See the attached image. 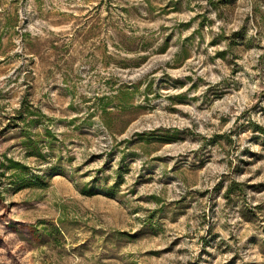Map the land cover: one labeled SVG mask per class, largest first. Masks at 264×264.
Segmentation results:
<instances>
[{
    "label": "rangeland",
    "instance_id": "374dc122",
    "mask_svg": "<svg viewBox=\"0 0 264 264\" xmlns=\"http://www.w3.org/2000/svg\"><path fill=\"white\" fill-rule=\"evenodd\" d=\"M0 264H264V0H0Z\"/></svg>",
    "mask_w": 264,
    "mask_h": 264
},
{
    "label": "trees",
    "instance_id": "16d2710c",
    "mask_svg": "<svg viewBox=\"0 0 264 264\" xmlns=\"http://www.w3.org/2000/svg\"><path fill=\"white\" fill-rule=\"evenodd\" d=\"M103 110H105V109H103ZM105 112V111H104Z\"/></svg>",
    "mask_w": 264,
    "mask_h": 264
}]
</instances>
